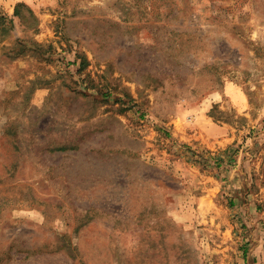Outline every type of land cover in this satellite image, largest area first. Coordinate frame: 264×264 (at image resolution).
Segmentation results:
<instances>
[{"label":"rangeland","instance_id":"rangeland-1","mask_svg":"<svg viewBox=\"0 0 264 264\" xmlns=\"http://www.w3.org/2000/svg\"><path fill=\"white\" fill-rule=\"evenodd\" d=\"M0 264H264V0H0Z\"/></svg>","mask_w":264,"mask_h":264}]
</instances>
